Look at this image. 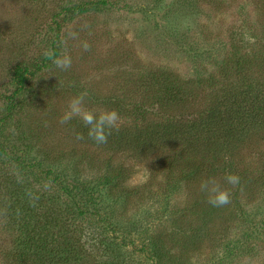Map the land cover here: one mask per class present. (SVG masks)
I'll return each mask as SVG.
<instances>
[{
  "label": "trees",
  "instance_id": "trees-1",
  "mask_svg": "<svg viewBox=\"0 0 264 264\" xmlns=\"http://www.w3.org/2000/svg\"><path fill=\"white\" fill-rule=\"evenodd\" d=\"M58 1L51 56L42 54L35 64L14 68L15 90L5 99L0 118V186L6 192L0 220L11 232L8 247L0 251L2 264H193L161 233L152 234L157 228L148 223L155 212L130 186L136 172L124 163L131 159L162 168L168 185L162 202L169 204L197 179L215 178L224 186L225 176L238 175L246 149L249 158L261 155L264 21L249 31L244 48L236 47L234 58L224 61L216 73L201 70L196 79L183 80L172 72L149 69L135 83L133 98L101 101L107 111L119 114L120 122L106 143L95 142L88 126L73 118L69 136L93 153L74 150L57 155L43 146L44 134H23L18 138L21 144H16L8 127L22 110L19 98L34 95L32 80L61 55L60 35L68 22L107 11L119 0ZM87 172L97 176L87 179ZM253 183L243 188L251 202L264 193V181ZM226 189L229 204L238 203L242 191L234 192L233 185ZM117 207L123 209L119 216ZM133 208L147 217L132 222L128 215ZM216 209L202 191L182 213L200 216L208 228ZM245 214L246 210L240 211V217L248 220ZM200 230L192 233L190 249L207 238L208 230ZM225 248L222 259L241 246Z\"/></svg>",
  "mask_w": 264,
  "mask_h": 264
},
{
  "label": "rangeland",
  "instance_id": "rangeland-1",
  "mask_svg": "<svg viewBox=\"0 0 264 264\" xmlns=\"http://www.w3.org/2000/svg\"><path fill=\"white\" fill-rule=\"evenodd\" d=\"M58 2L0 0V118L5 99L15 90L14 68L35 64L42 54L52 52ZM116 4L104 12L77 16L65 25L59 58L71 57L72 65L61 70L54 60L32 80L34 95L27 93L19 98L22 110L8 127L17 145L23 134H44L43 146L54 149L57 155L74 150L93 153L69 136L70 121L61 123L75 96L86 93L84 107L98 113L107 111L101 102L105 99L133 98L135 83L149 69L172 72L183 80L196 79L201 70L216 73L224 61L234 58L236 47L244 48L249 31L264 21V0H119ZM260 154L249 158V149L242 153L237 173L240 182L233 186L234 192L242 191L239 202L218 207L208 228L200 216L182 213L202 192L203 180L186 184L176 198L165 204L162 201L168 195V185L162 168L131 159L124 164L136 172L130 186L155 212L148 223L157 228L152 234L159 232L170 240L168 244L175 245L184 260L193 264H264V193L259 192L251 202L243 191L253 182L264 181V144ZM88 172L87 179L97 176ZM223 184V188L230 186L225 180ZM1 189L0 202L6 198ZM116 210L118 216L123 211L118 207ZM241 210H246L248 220L240 217ZM137 211L133 208L128 215L136 224L147 217ZM196 229L208 230V236L190 249ZM10 235V228L0 220V251L8 247ZM236 243L241 248L222 259L226 244Z\"/></svg>",
  "mask_w": 264,
  "mask_h": 264
},
{
  "label": "clouds",
  "instance_id": "clouds-1",
  "mask_svg": "<svg viewBox=\"0 0 264 264\" xmlns=\"http://www.w3.org/2000/svg\"><path fill=\"white\" fill-rule=\"evenodd\" d=\"M88 45H85L87 49ZM46 56H51V53H45ZM57 68L67 70L72 65V59L69 56L57 58L54 61ZM86 93L75 96L69 104L68 111L65 112L61 119V123H67L73 117H78L83 123L88 126V135L98 144L107 142L108 135L111 130L118 129L119 114L115 110L93 112L84 107ZM78 139L80 136L78 135ZM224 180L229 185H237L240 178L237 175L230 174L224 177ZM201 189L208 196V202L214 207L228 205L231 201L230 192L226 188L221 187L220 183L215 178H208L201 184Z\"/></svg>",
  "mask_w": 264,
  "mask_h": 264
}]
</instances>
